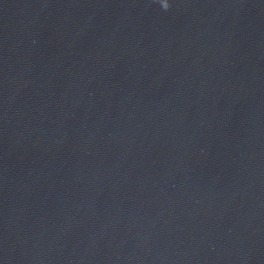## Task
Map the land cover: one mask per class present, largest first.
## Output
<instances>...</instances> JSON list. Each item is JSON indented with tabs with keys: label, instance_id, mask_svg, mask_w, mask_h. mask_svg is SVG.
I'll return each instance as SVG.
<instances>
[{
	"label": "water",
	"instance_id": "water-1",
	"mask_svg": "<svg viewBox=\"0 0 264 264\" xmlns=\"http://www.w3.org/2000/svg\"><path fill=\"white\" fill-rule=\"evenodd\" d=\"M0 0V264H264V0Z\"/></svg>",
	"mask_w": 264,
	"mask_h": 264
},
{
	"label": "clouds",
	"instance_id": "clouds-1",
	"mask_svg": "<svg viewBox=\"0 0 264 264\" xmlns=\"http://www.w3.org/2000/svg\"><path fill=\"white\" fill-rule=\"evenodd\" d=\"M162 6H163V8H164L165 10H167V9L170 7V5H169V3L167 2V0H163V4H162Z\"/></svg>",
	"mask_w": 264,
	"mask_h": 264
}]
</instances>
